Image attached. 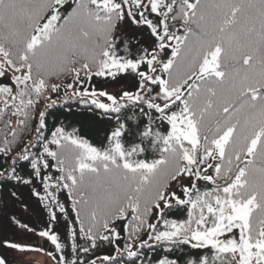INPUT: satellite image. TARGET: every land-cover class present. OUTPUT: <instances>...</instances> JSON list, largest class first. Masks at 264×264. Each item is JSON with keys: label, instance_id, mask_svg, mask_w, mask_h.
<instances>
[{"label": "snow or ice", "instance_id": "1", "mask_svg": "<svg viewBox=\"0 0 264 264\" xmlns=\"http://www.w3.org/2000/svg\"><path fill=\"white\" fill-rule=\"evenodd\" d=\"M70 100L98 143L49 124ZM5 184L50 245L19 264H264V0H0Z\"/></svg>", "mask_w": 264, "mask_h": 264}, {"label": "trees", "instance_id": "2", "mask_svg": "<svg viewBox=\"0 0 264 264\" xmlns=\"http://www.w3.org/2000/svg\"><path fill=\"white\" fill-rule=\"evenodd\" d=\"M48 122L52 124H63L69 130L75 127L78 128L81 134L89 138L93 143H98L103 136V133L107 126L106 119L101 118L96 114L95 110L89 106L79 103L78 101H68L66 104H58L56 109L51 110L48 116ZM13 190V186L5 184L0 186V209L9 208L14 206L15 200L10 197L9 193ZM19 195L22 197L23 202H31L27 213L32 216L30 223L34 228H41L44 226V217L40 211L39 206L33 198L30 197L26 188H16ZM29 198L26 200V198ZM33 211V212H32ZM34 214V215H33ZM62 231V228H58ZM143 259L147 261L149 258L155 259L159 255V252H154L151 249H143Z\"/></svg>", "mask_w": 264, "mask_h": 264}, {"label": "rangeland", "instance_id": "3", "mask_svg": "<svg viewBox=\"0 0 264 264\" xmlns=\"http://www.w3.org/2000/svg\"><path fill=\"white\" fill-rule=\"evenodd\" d=\"M28 199L29 198L27 197L26 200ZM23 204H26L29 209V206L32 203L23 202ZM23 204H21L20 201H16L14 206L9 207V208L0 209V240H3V239L22 240L24 243H29V244L36 245V246L43 245L45 248H49L50 245L46 244L41 238H39L38 236L32 235L30 233H21L18 226L10 222L11 217L14 216L21 222L27 223L30 226H32V224L30 223L32 216L28 214L29 218H27L28 212H25ZM0 251H3V254L8 257L10 264L13 261H15L16 264H19V261L21 260V257L19 254L10 253L4 250H0ZM22 259L24 260L25 264H27L28 261H34L35 264H51V262L48 261L45 257H42L35 253L24 256Z\"/></svg>", "mask_w": 264, "mask_h": 264}]
</instances>
